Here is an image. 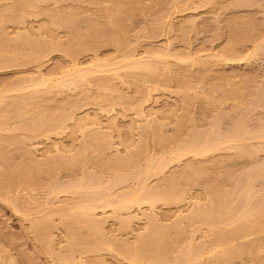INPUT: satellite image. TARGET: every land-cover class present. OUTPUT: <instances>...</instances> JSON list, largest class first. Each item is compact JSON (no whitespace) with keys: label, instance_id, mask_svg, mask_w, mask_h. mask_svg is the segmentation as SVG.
<instances>
[{"label":"rangeland","instance_id":"rangeland-1","mask_svg":"<svg viewBox=\"0 0 264 264\" xmlns=\"http://www.w3.org/2000/svg\"><path fill=\"white\" fill-rule=\"evenodd\" d=\"M4 14L7 18L2 17ZM0 25V264H65L57 260L69 243L60 221L56 220L51 230L41 228L39 233L33 224L50 218L48 215L60 208L71 207L73 213L72 201L80 198L69 191V186L79 184L78 180L84 182L80 184L99 182L101 195L111 197L117 191L137 189L142 173L137 167L147 169L148 159H155L156 164L161 157L163 165L161 174L151 168L153 173L145 183L152 187L189 162L197 164L195 168L202 165L207 173L197 176V169H188L187 164L186 173L195 179L188 180L183 168L178 172L180 178L174 175L175 183H186L185 188L178 186L184 189L185 199L169 205L156 203L152 222L147 218L153 215L152 209L146 203L140 209L136 206L122 211V221L115 219L111 207L96 209L103 243L89 245L76 255L77 261L124 264L117 252L124 241L125 245H136V238L146 234L144 231L155 220L158 222L154 225L171 227L199 206L207 209L211 183L217 192L225 193L227 200L236 195L235 201H239L237 193L241 194L245 179L253 178L254 190L247 188L253 190H247L253 197L244 189L241 195L249 203H243V199L240 203L228 201L236 204V211L242 207V215L244 209L248 210V197L252 207L264 199V179L259 173L264 171V137L255 134L259 129V136L264 132V0H0ZM94 25L97 27L91 29L92 33ZM80 69H90L82 79L85 81L75 86L65 84ZM89 74L94 77L90 79ZM48 120L50 124L46 125ZM235 124H245L246 133L242 140H233L237 144L230 137L226 142L224 137L234 132ZM194 134L200 140L209 137L215 148L199 156L184 154V142ZM181 145L184 147L178 152ZM233 145L248 147L250 154L240 148L246 153L239 154L238 146ZM33 165H44L48 170L42 175L27 171L12 177L22 167ZM114 173L122 178L120 184L113 181ZM88 189L93 192L97 188ZM257 206L256 212L261 208ZM129 212L137 215L130 223L126 221ZM186 221L180 226L194 223L186 228H192V238L183 232L175 252L181 246L212 238L213 228L208 229L200 220ZM124 224L129 226L126 231ZM75 226L71 229L75 237H87V224L82 223L83 229ZM193 228H197L195 234ZM251 233L231 244L247 245L264 238V233ZM262 246L255 252L253 264L264 261ZM211 255L203 256L202 262ZM250 255L238 256L246 257L244 262L236 258L230 263L252 264L247 262Z\"/></svg>","mask_w":264,"mask_h":264},{"label":"bare ground","instance_id":"bare-ground-1","mask_svg":"<svg viewBox=\"0 0 264 264\" xmlns=\"http://www.w3.org/2000/svg\"><path fill=\"white\" fill-rule=\"evenodd\" d=\"M239 3V2H238ZM137 4V3H136ZM238 5V4H237ZM70 13V12H69ZM68 13V14H69ZM4 16L7 18V16L4 14L2 17L4 18ZM48 17V16H47ZM46 17V18H47ZM68 17V16H67ZM69 17H71V15L69 16ZM5 18V19H6ZM76 18V17H75ZM116 18V17H115ZM55 20V19H54ZM53 20V21H54ZM57 20V19H56ZM66 20V19H65ZM69 21H71V18H69L68 19ZM76 20V19H75ZM77 20H78V18H77ZM46 21V20H45ZM49 21V20H48ZM55 22V21H54ZM75 22V21H74ZM50 23V22H49ZM62 23V22H61ZM66 23V22H65ZM73 23V22H72ZM70 24V26H71V22L69 23ZM91 25V24H90ZM93 25V24H92ZM93 27H97V25H94V26H92L91 28H90V30L93 28ZM0 28H1V25H0ZM68 28V27H67ZM95 28H93V30L95 29ZM2 30V29H1ZM96 30V29H95ZM2 32V31H1ZM91 32H92V30H91ZM91 32L89 33V31L87 32V35L88 36H90V34H91ZM94 32V31H93ZM92 32V33H93ZM96 32V31H95ZM4 33H5V31H4ZM1 35H2V33H0ZM97 34V33H96ZM85 35V34H84ZM94 35H95V33H94ZM86 36V35H85ZM87 36V37H88ZM96 36V35H95ZM89 38V37H88ZM2 49V48H1ZM234 55V54H233ZM0 56H1V53H0ZM236 56V55H235ZM70 60V59H69ZM135 62V61H134ZM133 62V63H134ZM137 62V61H136ZM135 62V63H136ZM141 62H143V61H141ZM149 62V61H148ZM75 63V62H74ZM137 63H140V61H138ZM144 63V62H143ZM150 63H152V62H150ZM154 64H155V62H153ZM77 64V63H76ZM130 64V63H129ZM154 64H151V66H152V68L153 69H155V65ZM135 65V64H134ZM153 65H154V67H153ZM156 65H157V63H156ZM75 66V65H74ZM99 66V65H98ZM97 67V66H96ZM104 67V66H103ZM125 67V66H124ZM138 67H141V66H139L138 65ZM76 68V67H75ZM100 68V67H99ZM99 68H95V69H99ZM143 68H145V67H143ZM74 69V68H73ZM72 69V70H73ZM103 69V68H102ZM126 69H127V67H126ZM128 69H129V67H128ZM138 69V68H137ZM147 69H148V66H147ZM85 70V69H84ZM84 70L83 69H80V70H76L77 71V73H75L76 71L74 70V72L73 73H75V74H73V76L71 77V75L69 76V78L68 79H66L67 81H64L65 82V84L67 83L68 85L69 84H71V85H73V86H75L74 84H77L78 85V82L79 81H81L83 78H85V74L90 70H88V71H86L85 70V72H84ZM131 70H133V69H131ZM92 71V70H91ZM90 71V72H91ZM97 71V70H96ZM99 71H100V69H99ZM127 71H129V70H127ZM143 71V70H142ZM153 71V70H152ZM71 72V71H70ZM70 72H68V73H70ZM89 72V73H90ZM93 72V71H92ZM91 72V73H92ZM98 72V71H97ZM96 72V73H97ZM67 73V74H68ZM72 73V72H71ZM99 73V72H98ZM66 74V75H67ZM94 74V73H93ZM93 74H89V75H91V76H89V78L90 77H94V75ZM130 74V73H129ZM65 75V76H66ZM86 75H88V73L86 74ZM96 75V74H95ZM151 75V74H150ZM64 76V77H65ZM63 77V78H64ZM87 77V76H86ZM88 78V77H87ZM91 79V78H90ZM98 79V78H97ZM103 79V78H102ZM136 79V78H135ZM65 80V79H64ZM92 80H93V78H92ZM45 81H47V80H45ZM82 81H85V79L84 80H82ZM101 81V80H100ZM39 82H43V81H39ZM63 81H61L60 83H62ZM63 82V83H64ZM90 82V81H89ZM30 83V82H29ZM32 83V82H31ZM40 83V84H41ZM81 83H83V82H81ZM101 83V82H100ZM21 84V83H20ZM19 84V86H21ZM23 84V83H22ZM38 84V83H37ZM46 84V83H45ZM85 84V83H84ZM91 84V83H90ZM98 84V83H97ZM28 85V84H27ZM26 85V86H27ZM33 85V84H32ZM31 85V86H32ZM42 85H44V83L42 84ZM58 85H60V84H57V86L56 87H58ZM102 85H103V83H102ZM29 86V85H28ZM67 86V85H66ZM65 86V88L67 89V87ZM22 87V86H21ZM19 88V87H18ZM60 88H61V85H60ZM73 88V87H72ZM74 88H76V87H74ZM53 89V88H52ZM18 90V89H17ZM20 90V89H19ZM55 90V89H54ZM59 90V89H58ZM63 90V89H62ZM34 91V90H33ZM48 93V92H47ZM120 94V93H119ZM120 95H122V94H120ZM30 96V95H29ZM32 96H33V94H32ZM1 97V96H0ZM5 97V96H4ZM4 97H3V100H4ZM14 97V96H13ZM18 97V96H17ZM119 97V96H118ZM9 98H11V97H9ZM123 98V97H122ZM125 98V97H124ZM6 99V98H5ZM2 101V100H1ZM6 101H7V99H6ZM5 101V102H6ZM8 102V101H7ZM22 103L21 104H24V102L23 101H21ZM2 103V102H1ZM3 104H5L4 102H3ZM20 104V105H21ZM1 105V104H0ZM61 105V104H60ZM67 105V104H66ZM13 106V105H12ZM15 106V105H14ZM18 106V105H17ZM63 106V105H62ZM9 107V106H8ZM0 108H2V107H0ZM4 108L6 109V107L4 106ZM11 109V108H10ZM4 110V109H3ZM21 110V109H20ZM1 112H2V110H1ZM10 112V111H9ZM3 113V112H2ZM19 113V112H18ZM27 114V113H26ZM40 114V113H39ZM23 115V114H22ZM0 116H2V114L0 115ZM13 116V115H12ZM1 118H4V117H1ZM71 119V118H70ZM6 120H7V118H6ZM38 120V119H37ZM58 120V119H57ZM72 121V120H71ZM70 121V122H71ZM77 122V121H76ZM66 123V122H65ZM238 123H240V122H238ZM33 124V123H32ZM40 124V123H39ZM45 124L46 125H49L50 124V120H48V121H46L45 122ZM241 124H242V122H241ZM240 125V124H239ZM239 125L237 126V124H235V126L236 127H234V128H236L235 130H234V132L233 133H230V135H228V136H226L225 135V137H224V140L227 142V141H229L228 139H232V141L234 140V141H236V142H238L237 140H242L241 139V137L243 136V132H245L246 133V129H245V127L243 128V126L245 125H243L242 127H241V125H240V127H239ZM57 126V125H56ZM55 127V126H54ZM263 127V126H262ZM77 128V127H76ZM233 128V129H234ZM238 128V129H237ZM39 129V128H38ZM240 129V130H239ZM241 129H242V131H241ZM244 129V130H243ZM239 132V131H241V132H239V133H242L241 135H239V133L237 134V131ZM262 130H264L263 128H262ZM261 130V132H263ZM193 131V130H192ZM248 131V130H247ZM259 131H260V129L258 130V132H256L255 134H257V136L258 137H264V132L259 136L258 135V133H259ZM232 132V131H231ZM260 132V133H261ZM192 133V132H191ZM234 133H236V134H234ZM228 134V133H227ZM248 134H249V137H250V135L252 134H250L249 132H248ZM254 134V135H255ZM37 135V134H36ZM190 135V134H189ZM192 135V134H191ZM234 137H233V136ZM235 135H236V137H238V138H236L235 137ZM238 135V136H237ZM245 135V137H246V134H244ZM73 136V135H72ZM196 136H197V134L195 135H193V136H188L187 138H186V140L188 139V138H190V140H188L187 142L185 141L184 142V146L183 145H181V147H178L177 148V150H178V152H180V150H179V148H182V147H184L183 149H182V151L184 152V154L185 153H191V154H193L194 156H196V155H202V154H206V153H208V151L209 150H211V149H214L215 148V143L214 142H212V143H214V145H212V143L211 142H209V137L207 138H205V139H201L203 142H201V140H200V138L199 137H197V138H199V140L196 138ZM252 136V135H251ZM256 136V137H257ZM230 137V138H229ZM233 137V138H232ZM239 137H240V139H239ZM244 137V138H245ZM235 138V139H234ZM250 138H252V137H250ZM254 138V137H253ZM104 139V138H103ZM237 139V140H236ZM105 140V139H104ZM198 140V142L200 141V143L201 144H199L198 142H196ZM211 140V139H210ZM245 140V139H244ZM243 140V141H244ZM84 141V140H83ZM214 141V140H213ZM231 141V140H230ZM233 141V142H234ZM159 142V141H158ZM216 142V141H215ZM236 142H234V143H236ZM187 143V144H186ZM211 143V144H210ZM242 143V142H241ZM237 144V143H236ZM243 144V143H242ZM86 145V144H85ZM159 145V144H158ZM198 145V146H197ZM246 145V144H245ZM195 146H197V147H195ZM218 146V145H217ZM236 146H238V145H233L232 147L233 148H235ZM86 147V146H85ZM138 147V146H137ZM219 147V146H218ZM246 147V146H245ZM243 147L242 145L240 146H238V148H236V149H238L239 150V148H240V150H245L246 152H249V150L247 149L248 147ZM242 148V149H241ZM85 149H87V148H85ZM216 149H217V147H216ZM247 149V150H246ZM240 150H239V152H240ZM245 151H241L239 154H241L242 152H244V154L246 153ZM87 153H88V151H87ZM89 154V153H88ZM243 154V153H242ZM250 154V152L248 153V154H246V155H249ZM178 155H182L181 153H179ZM5 157V156H4ZM136 157H137V155H136ZM68 158V157H67ZM90 158V157H89ZM115 158H116V156H115ZM118 158V157H117ZM149 158H151V157H149ZM152 158H154V157H152ZM175 158H177V157H175ZM119 159H121V158H119ZM147 159H148V156H147ZM159 159H161V157L159 158ZM158 159V162L160 161ZM164 159H166V158H164ZM173 159H174V157H173ZM173 159H170L169 161H171V160H173ZM91 160V159H90ZM103 160V159H102ZM114 160V159H113ZM116 160V159H115ZM124 160V159H123ZM122 160V161H123ZM149 160V161H148ZM147 161L148 162H152L151 164H153L152 165V167H151V164L150 163H148L146 160H145V162L146 163H148L149 165L147 166V169H140V168H145V166L144 167H139V165H138V167H137V169H139V171H141L142 173L140 174V175H138L139 176V179H140V182H139V184H138V187H137V184H136V182H135V184H136V187H137V189H133V190H123V191H121V192H119V191H117V192H119L117 195H115L116 193H114V196L113 197H111L110 195H101L102 194V192L103 191H101L100 190V187H101V185H100V183L99 182H97V183H88V184H80L81 182H83L82 180H81V182H79V180H78V183L79 184H76V182H75V185H73V186H69V189H71V190H69V191H72L73 190V192H75V193H77V195H79V198L80 199H74L72 202H74V204H73V206H72V208L73 209H75V211L73 210V213H71V207H69L68 209H65V208H60V209H58V210H56V211H52L49 215H48V217H50V218H43V219H38V221H36L34 224H33V227L37 230V232L39 233V231H40V229L41 228H44V229H47V230H51V228H54L55 226H56V220H59L60 221V224L65 228V230L68 232V235H69V243H68V246H67V249L61 254V255H58L57 256V260L58 261H64L65 262V264H85L83 261H77L76 260V255L77 254H81L85 249H87V248H89V245H91V244H93V246L94 245H101L102 243H103V238H102V226H101V224H100V221H98L97 219H96V215H95V211H96V209H99V208H106V207H111L112 209H113V213L115 214V219H118V220H121L122 221V219H123V215H124V213L122 212V211H131V210H129L130 208H133V207H136L137 206V208L138 209H140V205H143V204H145L146 203V205L148 204V205H150L149 207L152 209L151 211V213H150V215L151 214H153L154 213V211H153V207H155L156 205V203L157 204H159L160 202V204H162L163 202H165V205H167L166 203H168V205H169V203H172V204H174L173 202H176V201H181L182 199H185L184 197V195H185V191H182V190H184V189H181L182 187V185H181V183L180 184H177V183H175V178H180V176H178V172L179 173H181V171L183 170V169H186V171H185V173H183V174H187L185 177H187L188 178V180L189 179H192L193 177L190 175L189 176V174L188 173H186L187 172V170L189 169V167H192L193 168V166H194V168H193V171L195 170V169H197V170H195L196 171V175L198 176V175H204L205 174V172L207 173V170L206 171H204L203 172V168L204 167H202V165H200L201 166V168H200V170L202 171H200L199 170V168H195V167H197V164H194V163H192V161H191V165H190V162L189 163H187L186 165H187V167H188V169L187 168H184V167H182L181 169H179V171H177V172H174L172 175H171V177H169V179H168V176L166 177L167 179H164L165 178V176H163V177H161L159 180L160 181H157V182H159V183H155L154 185L155 186H150V185H148L147 183H145V182H147L146 181V179H147V177H148V179H149V176H151V173H153V171L154 172H157L156 174H161L163 171V165L162 166H160L161 165V162H157L156 161V164H155V159L154 160H151V159H148ZM151 160V161H150ZM162 160H163V158H162ZM167 160V159H166ZM104 161V160H103ZM103 161H101L100 163H103ZM117 161H118V159H117ZM154 161V162H153ZM113 162V161H112ZM121 162V161H120ZM106 163V162H105ZM116 163V162H115ZM124 164H125V162H124ZM163 164V163H162ZM103 165V164H102ZM105 165H107V164H105ZM108 165H110V162H109V164ZM122 164H120V166H121ZM159 165V166H158ZM196 165V166H195ZM7 166V165H6ZM141 166V165H140ZM165 166V165H164ZM204 166V165H203ZM153 167H154V169L155 170H153L152 171V169H153ZM158 167H160V169L158 168ZM263 167H264V165H263ZM263 167H262V169H263ZM152 168V169H151ZM192 168H190V170L189 171H192ZM70 169V168H69ZM156 169L158 170V171H156ZM205 169H207L206 167H205ZM261 169V170H262ZM48 170V167L47 166H44V165H33V166H28V167H22L20 170H18V171H16L15 173H13V175H12V177L14 178H16L19 174L21 175V174H24V173H26L27 171H35V172H37V174L39 175H42L43 173H44V171H47ZM144 170V171H143ZM198 171H200L201 172V174H198L199 172ZM87 172V171H86ZM262 172V173H261ZM261 172H259L260 174H261V176H262V178L264 179V171H261ZM116 173V172H115ZM115 173L112 175L113 177H114V179H113V181L114 180H116V181H114V182H117L118 184H120V180L122 179H120V177H118V174H119V172H118V174H116L115 175ZM175 173H177V175L175 174ZM204 173V174H203ZM183 174H181V175H183ZM27 175V174H26ZM115 175V176H114ZM125 175V174H124ZM174 175L176 176L175 178H174ZM259 175V174H258ZM111 176V177H112ZM120 176H121V174H120ZM178 176V177H177ZM189 176V177H188ZM256 176V175H255ZM261 176H258V179L259 178H261ZM86 177V176H85ZM116 177H118L117 179H116ZM123 177V176H122ZM126 177V176H125ZM124 177V179H125V182H126V178ZM192 177V178H191ZM257 177V176H256ZM82 178H84V177H82ZM109 178V177H108ZM163 178V179H162ZM170 178L173 180V178H174V180L172 181V180H170ZM248 178V177H247ZM246 178V179H247ZM81 179V178H80ZM85 179V178H84ZM88 179V178H87ZM95 179V178H94ZM110 179V178H109ZM129 179V178H128ZM162 179V180H161ZM193 179H195V177L193 178ZM192 179V180H193ZM197 179V178H196ZM245 179V181H244V185L242 186V189L240 190V192H241V194L239 195V193H237V197L239 196V197H241L240 199L242 200H244V196H241L242 195V193H244L243 191L244 190H246V192H248L250 195H251V197H253L252 196V192H249V191H247V190H250L251 188L254 190V188L252 187V179L250 178V176H249V180L247 179L246 180ZM254 179H255V177H254ZM97 180V179H96ZM181 181H182V178L180 179ZM180 180H178V181H180ZM192 180H190V182L192 181ZM198 180V179H197ZM257 180V179H256ZM255 180V181H256ZM90 181V180H89ZM111 181V180H110ZM122 181V180H121ZM176 181H177V179H176ZM185 180H183V182H184ZM248 183H247V182ZM250 181V182H249ZM134 182V181H133ZM198 182V181H197ZM247 184H246V183ZM254 182V181H253ZM84 183V182H83ZM123 183H124V180H123ZM127 183V182H126ZM251 185H250V184ZM121 184H122V182H121ZM125 184V183H124ZM158 184V185H157ZM186 184V183H185ZM184 184V185H185ZM187 184H189V183H187ZM211 184H213V183H211ZM211 184H210V186H211ZM2 185H3V181L2 180H0V188L2 187ZM108 185V184H107ZM113 185V184H112ZM183 185V188H185L186 187V185L184 186ZM190 185V184H189ZM246 185V186H245ZM248 185H250V187H247ZM253 185H254V183H253ZM178 186H180V187H178ZM210 186H208V188H209V191H208V188L206 189L208 192H210V194L208 193V195H211V196H209V199H210V197H211V199H210V201L209 202H211V204L210 205H208V203H207V205H208V207H207V209L206 208H204L203 206H199V207H201V209L198 207V209H196L195 211L193 210V211H191V212H194V213H191L190 212V214L188 215V216H184V217H182L183 219L185 218H187L188 217V219H186V220H188V222L184 219V220H182V219H180V221H182V222H180V223H183V221H184V223H185V221H186V224H190V223H192L191 221L193 220V222H194V220L195 221H201L202 222V224H204V225H206V226H208V229H209V227L211 228L210 230H212V228H213V230L211 231V232H213L212 233V238H210V240L208 239V241H206V242H202L201 241V243H199L198 245L197 244H195V245H188V247H186V246H181V248L182 249H180L179 251H177V252H175V250H174V246L176 247V245H177V239L179 238L180 240L182 239V237L181 236H183V232H184V235L185 236H189V234H191L192 235V233H189L191 230H192V228H191V230L190 231H188L189 230V228H190V226L192 225V224H194V223H192L191 225H188L189 226V228H188V226H186L185 227V224H183L182 226L183 227H181L180 226V223H179V221L178 222H176L175 223V225H174V223L172 224V225H174V226H172L171 225V227L169 226V225H165V227H162V226H158V225H154V223H155V221L152 223V224H150L151 222H152V220H154V219H150V217H155L156 215H151V216H147V218L148 219H150L151 220V222H150V220H149V223H148V225L150 224L151 226L150 227H148V225H146L148 228H146V230L144 231V233H146V234H144L143 235V233L141 234V235H139L137 238H136V245H133V244H131V243H127V245H125V241H124V245L123 246H119L118 247V249H117V252H118V254L120 255V257L123 259L122 260V263H124V264H126L125 262H123V261H126V259L128 260L127 262H128V264H228V263H232V261L234 260V259H240V261L241 262H244V260H245V258L244 259H242L244 256V254H245V256H246V253H248V255H250V253H252V255H250L249 257L250 258H252L250 261H249V257L247 258L248 259V261L247 262H251L252 264L254 263V257L256 256V255H254L255 254V252H259V249H261V246H262V248H264V238L263 239H261V241H255L256 243H257V245L255 246V242H253V243H251V244H249V242H247L246 244L248 245H245V243L244 244H240L239 246L238 245H234V244H231V242L232 241H234V239H239V238H242V237H244L245 235L247 236L248 234H250L251 232H253V233H257V232H259V234H262V233H264V199H262L260 202L261 203H259L258 204V206L257 205H255V207H254V204H253V207H252V205H251V199H250V197H248L247 199L248 200H250V204H246L247 206H248V210H246V209H244V212L245 213H243V215H242V212H243V209H241L242 207H241V204H239V206L241 207V208H239V211L237 210L236 211V209L234 208L235 206H234V204L232 205L231 203H229L228 201H230V202H241V200L240 199H238L239 201H235V197H236V195H235V197H234V199H233V197H232V199L231 200H227V198H226V195H224L225 193H219V192H217V190H215L214 189V184L211 186V189H210ZM238 187V186H237ZM246 189H245V188ZM54 188V187H53ZM88 188H92L93 190L95 189V188H97V189H95L93 192H92V190H89ZM133 188V187H132ZM247 188H250V189H247ZM84 189H88V191L87 192H89V191H91L92 193H85L86 191H84ZM244 189V190H243ZM98 190H100L101 191V193L100 192H98ZM109 190H111L110 188H109ZM108 190V191H109ZM253 190H250V191H253ZM83 191V192H82ZM107 191V192H108ZM112 191V190H111ZM82 192V193H81ZM110 192V191H109ZM239 192V191H238ZM78 193H80V194H82V195H80V194H78ZM100 193V194H99ZM105 193V192H104ZM184 193V194H183ZM110 194H112V193H110ZM183 194V195H182ZM249 194H248V196H249ZM113 195V194H112ZM227 195H229V194H227ZM81 196V197H80ZM184 196V197H183ZM230 196V195H229ZM246 196H247V193H246ZM246 196H245V198H246ZM183 197V198H182ZM238 197V198H239ZM243 197V198H242ZM78 198V197H77ZM239 202V203H240ZM243 203L245 202V203H249L247 200H244V201H242ZM177 203V202H176ZM253 203V202H252ZM164 204V203H163ZM230 204L232 205V206H230ZM155 205V206H154ZM236 205V204H235ZM238 205V204H237ZM243 205H245V204H243ZM246 206V207H247ZM256 206H257V208L258 207H261L260 208V211H259V209H257V211L258 212H256ZM232 207V208H231ZM250 208V209H249ZM255 209V210H252V209ZM195 209V208H194ZM200 209V210H199ZM235 209V213H237V215H239L238 216V218L236 217V214L233 212V210ZM242 210V211H241ZM246 210V211H245ZM251 212H250V211ZM133 211V210H132ZM253 211V212H252ZM254 211H255V213H254ZM239 212L241 213V214H239ZM112 213V212H111ZM121 213H123V215H121ZM130 214H131V212H129ZM128 213V214H129ZM251 213V214H250ZM253 213V214H252ZM129 214V215H130ZM134 214V213H133ZM133 214H131V216L132 217H134V218H132L131 216L129 217V215H128V217H127V215H126V221H128V219H129V222L128 223H130L131 222V219L133 220V219H135V217L137 218V215L136 216H133ZM235 214V215H234ZM258 215V216H254V215ZM260 215V216H259ZM123 216V217H122ZM152 217V218H153ZM240 217V218H239ZM260 217V218H259ZM156 219V218H155ZM124 221V220H123ZM199 221V222H200ZM240 221V222H239ZM58 222V221H57ZM156 222H158V221H156ZM200 222V223H201ZM82 223L83 224H87V229H88V235H87V237H85V236H82L81 234H79L78 236L76 235V237H75V235H73L71 232V229H72V227L73 226H80L81 228H82ZM160 223V222H159ZM177 223H179V224H177ZM197 223V222H196ZM199 224V223H198ZM225 224V225H224ZM124 225H126V224H124ZM164 225V224H163ZM75 226V227H76ZM219 226H221V227H219ZM222 226H226L225 228H222ZM128 225H126V226H124V230L126 231V229H128ZM168 227H170V228H168ZM185 227V228H184ZM186 228H188V230L186 229ZM83 229V228H82ZM195 229H197V228H195ZM195 229L193 228V233L195 234L196 232H195ZM184 230V231H183ZM186 230L188 231V232H186ZM124 231V232H125ZM129 231V230H128ZM147 231V232H146ZM256 231V232H255ZM87 232V231H86ZM104 233V232H103ZM188 233V234H187ZM87 234V233H86ZM252 234V233H251ZM191 235L189 236L190 238H192L191 237ZM140 236H142V237H140ZM181 237V238H180ZM140 238V239H139ZM189 238V239H190ZM107 239V238H106ZM179 239H178V242H180L179 241ZM185 239V238H184ZM42 240V239H41ZM49 240V239H48ZM51 240V239H50ZM139 240V241H138ZM52 241V240H51ZM138 241V242H137ZM204 241V240H203ZM250 241V240H249ZM254 241V240H253ZM123 242V241H122ZM252 242V241H251ZM41 243V242H40ZM50 243H52V242H50ZM86 243V244H85ZM176 243V244H175ZM84 244L85 245H87L88 244V246H86V248L84 247ZM131 244V246H129V245ZM188 244H190V243H188ZM231 244V245H230ZM133 245V246H132ZM234 245V246H233ZM47 246V245H46ZM260 247V248H259ZM42 248V247H41ZM177 248V247H176ZM178 248H180V246L178 245ZM49 249V248H48ZM184 249V250H183ZM258 249V250H257ZM94 250V249H93ZM173 250H174V254L175 255H173ZM176 250H178V249H176ZM90 251H92L91 250V248H90ZM249 251H250V253H249ZM212 253V255H211V258L209 259H207V257L205 258L206 260L204 261V263L202 262L204 259H203V256H204V254H211ZM205 255V256H206ZM242 255V256H241ZM204 256V257H205ZM238 256H240V257H242V258H240V257H238ZM252 256V257H251ZM99 257V256H98ZM235 257V258H234ZM96 259H98V258H96ZM102 259V258H101ZM125 259V260H124ZM101 261V260H100ZM246 261V260H245ZM230 263V264H231ZM58 264H61V263H58ZM260 264H264V261H262Z\"/></svg>","mask_w":264,"mask_h":264}]
</instances>
